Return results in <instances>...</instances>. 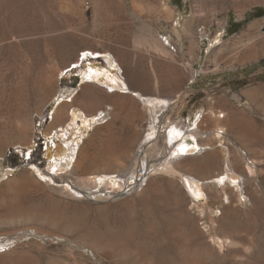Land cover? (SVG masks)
Here are the masks:
<instances>
[{
	"label": "rangeland",
	"instance_id": "rangeland-1",
	"mask_svg": "<svg viewBox=\"0 0 264 264\" xmlns=\"http://www.w3.org/2000/svg\"><path fill=\"white\" fill-rule=\"evenodd\" d=\"M21 3L35 21L33 25L31 22L33 34L22 57L14 51L0 52V142L7 144L4 155H0V264H264V203L260 199L264 197V0ZM125 9L129 22L123 14ZM126 25H131L130 32ZM185 25L188 31L181 33ZM89 51L102 54L93 56L89 64L115 73L117 59L126 77L127 70H134L155 88L183 84L174 96L145 95L175 99L172 109L161 115L162 126L169 122L189 126L201 119V130L214 134L224 123L214 119L212 112H226L228 119L239 120L240 130H228L226 138L230 148L237 149L231 152L233 156L246 154L247 162L256 166L263 193L259 198L249 197L252 206L239 214L240 253L217 246L219 257L214 258L205 250L206 238H185L183 234L189 233L198 217L192 211V222L183 220V211L175 207L169 191V178L160 183L156 194H150L146 186L147 192L137 187L129 173L124 191L110 194L111 190L104 187L83 186L81 178L92 168L91 163L76 174L58 175L49 181L45 133L53 123L50 106L59 98L64 114L73 109L90 116L102 111L115 113L110 128L103 125L96 132L85 130L83 123L79 124L81 119L68 126L63 122L66 115L62 112L58 116L62 119L58 130L65 125L73 132L75 124V134L83 133V155L107 161L109 152L126 146L134 129L143 134L148 128L144 106L134 96L123 95L118 102L104 88L81 81L74 86L73 76L81 80L88 63L75 74L62 77L72 67L68 66L81 62L84 55L92 56ZM19 88L26 95L22 103L16 101ZM134 104L140 111L138 116ZM22 106L31 115V140L20 136L22 121L17 109ZM59 136L65 139L63 133ZM139 147L131 150L138 152ZM131 150L126 152L132 155ZM214 153L209 169L202 170L190 160L178 169L200 178L221 174L223 154L220 149ZM96 167L114 172L110 164ZM140 175L137 180L143 184L147 177L140 180ZM63 184L73 186L81 197L64 190L60 187ZM190 207L186 202L185 209ZM17 210L22 213L12 215ZM202 223L198 221L200 227ZM92 234L107 237L100 244L94 242Z\"/></svg>",
	"mask_w": 264,
	"mask_h": 264
},
{
	"label": "bare ground",
	"instance_id": "bare-ground-1",
	"mask_svg": "<svg viewBox=\"0 0 264 264\" xmlns=\"http://www.w3.org/2000/svg\"><path fill=\"white\" fill-rule=\"evenodd\" d=\"M22 6L23 5L22 3L20 4V0H0V52H8L10 54L14 51L19 57H22L23 48L26 45L28 38L33 34H31V30L34 29H31V22L32 25L33 22H35L31 21L32 17L30 16V11ZM126 13V9L123 10L125 19L130 21L129 16H127ZM131 29V25L125 26V30L127 32H130ZM187 31L188 28L185 25L182 28L181 33H187ZM175 34L176 36H180V31H176ZM98 54L102 55L99 52H92V56H83V58H85L83 59L85 61L84 64H88L85 68V72L81 73L82 77L80 81L83 84L104 88L108 94L115 96L117 101L123 95L134 96L140 102V105L144 106L146 115L148 116V128L145 132H143V134H141L139 130L134 129L132 135L129 137V140L126 141V146L124 148H120L117 152H109L107 155V161H103L104 159L99 160L98 158L90 157L89 155H83L85 152L84 151L82 153V148L84 145L82 144L83 147L81 146V143L83 142V133L75 134L77 126L73 124V132H70L65 125L63 128H61L62 130H58L59 128L57 127V124L60 120L62 121V119L58 118V116L63 112L62 104L58 103L60 100L59 98L57 101L52 103L54 107L52 111L53 123L50 125V127H48V130H46L47 132L45 131V138L47 140L45 157L49 162L48 173L46 171L45 172L50 177L49 181L53 182L55 176L57 179L58 175L61 176L63 174H76L91 163L93 164L92 168L85 173L86 175L83 178H81L83 186H90L89 189H91V186H94L95 189L104 187V189L111 190L110 194L121 193L124 191L127 185V179H124L129 173L132 174V179H136V186L141 187L142 190H144V186H146L148 188V193L150 194H156L160 183L164 181L165 177L166 179L169 178V191L173 195L175 207H178L179 211L180 209L183 211V220H191V214L193 213L192 211H195L194 213H196L198 217L196 223H191L190 229L189 227L187 228V230L189 229L188 231L190 234H183L185 238H192L194 240L206 238L205 250L207 254L214 258L219 257V252L216 248L217 246H220V248L224 249H232L231 252H235L237 254L240 253L241 250L239 248H241V243L240 241L238 242V240H242V238L239 227L240 225L237 221L239 219V214L241 213L242 209H247V207L249 208V206H252V204H250L251 199L249 197L253 196L254 198H259V194L263 193L261 192L262 185L259 184L257 179L258 172L256 166L247 162L246 154L239 153V155L236 154L233 156L231 152H234L237 149L235 147L231 149L230 141H228L226 138L228 130L232 128L240 130L239 120L228 119L226 112H219L218 114H213L212 112L214 119L217 118L219 122L224 123L222 126H219V128L217 127L218 130L214 134H208L201 130V124L203 123L201 119V121L195 120L192 123L190 122L191 124L189 126L173 122H169V124H164V126H162L161 115L164 112H167L168 110L170 111L172 109L176 102L175 99L160 96H145L133 91L129 87L130 85L126 81L124 71L120 64H118L117 59H114L115 73L108 70V68L106 69L89 64V62L93 61L89 58L97 56ZM108 56L110 57V55ZM79 63L80 61L78 60L76 63L68 66L67 69ZM25 97V92L19 88L16 101L22 103L21 100H25ZM134 107L135 113L138 116L140 111L138 110L136 104H134ZM17 110V114L22 121L20 136H22L24 139L31 140L34 134V130H31L30 128L31 115L25 106H22ZM40 114H42V112ZM114 114L111 111H102L94 116H90L88 114H79L75 111V109H73L69 110L67 114H64L66 116L63 119L66 121L63 122L68 123V126H71L72 123L77 122V119H81V123H83L85 130L91 129L95 130L96 132L103 125L107 128H110L111 119L114 118L112 117ZM60 133H63L65 136L64 140H61L59 136ZM73 135H75L74 139L71 138ZM139 145L140 147L138 152L133 150L134 153L132 155L130 154L131 152H126L128 149H136ZM6 149V142L1 141V156L4 155ZM30 149H32V147ZM217 149H220L223 154V171L221 174L209 178H200L190 173H184L178 169V166H186L187 162L190 160L191 162H195L200 169L206 170L209 166H211V163L214 162V152ZM108 151L109 150H107V152ZM30 155L31 154L29 153V157ZM132 163L133 166L132 169H130V165ZM109 164L112 165V169L114 170L112 173L99 171L96 167L106 166ZM50 172L53 173L50 174ZM138 174H141L140 180H142V177L144 176L147 177L143 182L144 185L140 184V182L137 180L139 177ZM43 175H45V173H43ZM114 175H117V177H113ZM157 177L164 178L161 180H154V178ZM176 179H179V181ZM26 182L27 183L25 184H29L28 181ZM30 183L32 182L30 181ZM60 187H63L64 190L73 192V194L77 195V197H81V193L73 190L74 187L69 184H63ZM141 193L142 192H140V194ZM242 197L246 200L243 201ZM260 199L264 203V197H260ZM96 200H98V198ZM186 202H189L191 205L189 210L185 209ZM15 213L20 214L22 212L17 210V212L15 211L12 215ZM259 213L261 215V212ZM20 216L24 217L25 215L22 214ZM178 216H181V213ZM257 216H259V214H257ZM52 219L55 220L56 218L54 217ZM198 221L203 222L201 227L198 225ZM254 221H256V226H254L256 228L258 220L255 219ZM76 224L74 225L77 226ZM92 235L93 238L96 239L94 242H98L100 244H103L107 237H105V234H103V236L100 234L99 237H95L96 235L94 236V234ZM188 259L186 260L187 263L189 262ZM191 262L193 261L191 260ZM161 264L166 263L162 262Z\"/></svg>",
	"mask_w": 264,
	"mask_h": 264
},
{
	"label": "crops",
	"instance_id": "crops-1",
	"mask_svg": "<svg viewBox=\"0 0 264 264\" xmlns=\"http://www.w3.org/2000/svg\"><path fill=\"white\" fill-rule=\"evenodd\" d=\"M125 75V71H124ZM126 77V76H125ZM126 81L130 85L129 87L142 95H148V94H159V95H171L174 96L178 92L181 91L183 84H177L174 86H169L165 88H160V86H152L146 83L145 81L141 80L139 76L137 75V72L134 70H127V77Z\"/></svg>",
	"mask_w": 264,
	"mask_h": 264
},
{
	"label": "water",
	"instance_id": "water-1",
	"mask_svg": "<svg viewBox=\"0 0 264 264\" xmlns=\"http://www.w3.org/2000/svg\"><path fill=\"white\" fill-rule=\"evenodd\" d=\"M89 59H91V60H94L95 58L94 57H90ZM84 60H81V62L79 63V64H77L76 66H72L69 70H67L63 75L64 76H62V77H66V76H68V75H71V74H75L76 73V71H78L80 68H81V66L84 64ZM73 80H74V82H75V87L79 84V82H80V80L78 79V77L77 76H73V78H72ZM53 104H51V106H50V111H53ZM79 123L81 124V121H79Z\"/></svg>",
	"mask_w": 264,
	"mask_h": 264
},
{
	"label": "trees",
	"instance_id": "trees-1",
	"mask_svg": "<svg viewBox=\"0 0 264 264\" xmlns=\"http://www.w3.org/2000/svg\"><path fill=\"white\" fill-rule=\"evenodd\" d=\"M183 0H181V2H182ZM247 22H249V21H247ZM242 27V25L239 27V29Z\"/></svg>",
	"mask_w": 264,
	"mask_h": 264
},
{
	"label": "built area",
	"instance_id": "built-area-1",
	"mask_svg": "<svg viewBox=\"0 0 264 264\" xmlns=\"http://www.w3.org/2000/svg\"><path fill=\"white\" fill-rule=\"evenodd\" d=\"M250 164H252V163H250Z\"/></svg>",
	"mask_w": 264,
	"mask_h": 264
}]
</instances>
